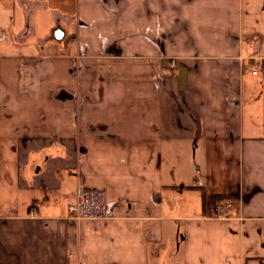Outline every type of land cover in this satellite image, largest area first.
<instances>
[{
	"label": "crops",
	"instance_id": "1",
	"mask_svg": "<svg viewBox=\"0 0 264 264\" xmlns=\"http://www.w3.org/2000/svg\"><path fill=\"white\" fill-rule=\"evenodd\" d=\"M164 258L264 264V0H0V264Z\"/></svg>",
	"mask_w": 264,
	"mask_h": 264
},
{
	"label": "built area",
	"instance_id": "2",
	"mask_svg": "<svg viewBox=\"0 0 264 264\" xmlns=\"http://www.w3.org/2000/svg\"><path fill=\"white\" fill-rule=\"evenodd\" d=\"M261 66H263L262 62H258L254 66L253 75L258 74ZM170 67L173 69L176 67L175 60L170 62ZM66 208V218L77 223L89 220L107 221L114 217V208L106 199L104 191L91 189L84 185L78 188L74 197L67 200ZM211 211L217 218H225L232 215L229 207L219 204L212 205Z\"/></svg>",
	"mask_w": 264,
	"mask_h": 264
},
{
	"label": "rangeland",
	"instance_id": "3",
	"mask_svg": "<svg viewBox=\"0 0 264 264\" xmlns=\"http://www.w3.org/2000/svg\"><path fill=\"white\" fill-rule=\"evenodd\" d=\"M171 174V173H170ZM194 175V174H193ZM189 175H187V177H188ZM185 177L186 178V180H184V182H181L182 183V185H189V186H191V185H193V182L191 181V178H192V176H190V177ZM190 189V188H189ZM185 191H187V189L185 190ZM190 192H186L185 194H189ZM199 194H201V192H198ZM195 196H197V193H194V194H192L191 195V197H195Z\"/></svg>",
	"mask_w": 264,
	"mask_h": 264
},
{
	"label": "water",
	"instance_id": "4",
	"mask_svg": "<svg viewBox=\"0 0 264 264\" xmlns=\"http://www.w3.org/2000/svg\"><path fill=\"white\" fill-rule=\"evenodd\" d=\"M63 36H64V32L61 29H59L55 32V39L56 40H61L63 38ZM162 264H165V258L162 260Z\"/></svg>",
	"mask_w": 264,
	"mask_h": 264
},
{
	"label": "trees",
	"instance_id": "5",
	"mask_svg": "<svg viewBox=\"0 0 264 264\" xmlns=\"http://www.w3.org/2000/svg\"><path fill=\"white\" fill-rule=\"evenodd\" d=\"M212 199L215 200V201H221V199L215 198V197H213Z\"/></svg>",
	"mask_w": 264,
	"mask_h": 264
}]
</instances>
